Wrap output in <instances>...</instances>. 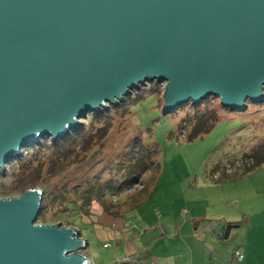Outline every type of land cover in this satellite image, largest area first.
I'll return each mask as SVG.
<instances>
[{
  "label": "water",
  "instance_id": "obj_1",
  "mask_svg": "<svg viewBox=\"0 0 264 264\" xmlns=\"http://www.w3.org/2000/svg\"><path fill=\"white\" fill-rule=\"evenodd\" d=\"M152 80L165 113L263 102L264 0H0V170ZM43 198H0V264H94L76 228L35 224Z\"/></svg>",
  "mask_w": 264,
  "mask_h": 264
},
{
  "label": "rangeland",
  "instance_id": "obj_2",
  "mask_svg": "<svg viewBox=\"0 0 264 264\" xmlns=\"http://www.w3.org/2000/svg\"><path fill=\"white\" fill-rule=\"evenodd\" d=\"M165 90V81H147L119 105L89 111L65 136L45 134L26 145L0 170V198L42 188L35 224H45L43 214L49 224L76 228L88 240L83 253L97 264H115L126 246L136 250L131 261L153 264L155 252L168 245L191 247L195 257L194 250L207 247L202 256L221 258L235 248L246 255L250 247L249 264H264V212L249 206V178L219 180L225 167L236 168L245 153L264 148V101L249 100L239 111L209 95L165 113ZM64 201L73 202L72 211L58 215ZM246 211L262 229L256 244L253 230L247 243L248 221L225 237L214 234L223 218L245 220ZM104 212L115 220L110 229L97 221Z\"/></svg>",
  "mask_w": 264,
  "mask_h": 264
},
{
  "label": "crops",
  "instance_id": "obj_3",
  "mask_svg": "<svg viewBox=\"0 0 264 264\" xmlns=\"http://www.w3.org/2000/svg\"><path fill=\"white\" fill-rule=\"evenodd\" d=\"M245 177L249 178L248 179L249 183H246V184H247V188H248V193L252 195V196H250L251 197L250 198V202L251 203L249 204V206H253V204H257L258 206H260V208L264 212V164L261 165L256 170L252 171L251 173L247 174L246 176L242 177V178H245ZM253 215L254 214H252L251 212H249V211L247 212L246 211L244 213L245 217L242 218V219H245V220H238L239 218H235V217H232V216H230V217L226 216L225 218H223V219H225L224 222L222 221L223 224L225 223V226H223V228H222L220 226V222H219V225H218L219 228H217L218 231L215 232L214 234L216 236L225 237V235L227 233H229L233 228L240 227V226L244 225V223L246 221H248V222H250V224H248L249 228H248V235H247L248 236L247 243L250 242L249 238L251 237V234L249 236V232H251L253 230V234H254V237H255L254 241H255V244H256V240L255 239L258 236L263 235V233H262L261 227L258 228V227H255V226H253L251 224ZM98 219L99 220H97V221H101V223L103 225H105L104 226L105 228H107V227L109 228L111 225L115 224V220L113 219V217H111V215L107 214L106 212H104L103 215H100L98 217ZM98 224H99V222H98ZM232 225H238V226L237 227H232L230 231L227 230V227L228 226H232ZM107 231L109 232L110 230L107 229ZM220 232H222V233H220ZM113 237H116L115 233H113ZM117 238H118V240L121 239L120 235ZM107 244H109V243L105 242L104 243V247H106ZM183 247H181L179 249L180 250L181 249L184 250ZM206 248L207 247H205L204 249H206ZM179 249H178V246L168 245V246H164V248H162V249L157 250L155 252L156 256H155L153 264H227L228 262H230L231 264H249L250 251H251V248L248 247V249L246 250L247 253H246L245 257H244V260L235 261L233 259V252H232V255L229 258L228 257L221 258L219 256H216L215 254H212V252H210V254L208 256H205V255L202 256L201 254H203L204 249H201V250L197 249V251L194 250V252H197L196 253L197 257H195V254L193 256V252L191 253V250H192L191 247H189L188 250L186 248V250L181 251L180 254L177 255L176 253L178 252ZM237 249H240L241 251H243V249H241V248H235V250H237ZM126 250L128 252L126 251V254H121L119 258H128L129 260L126 262V264H141L140 262H133V261L130 260V256L136 254V250L134 249L133 246H131V248L126 246ZM122 252L124 253V251H122ZM243 253H244V251H243ZM88 256L92 259L94 264H97L96 261L93 260V257L91 255H88ZM194 259H197V262H195ZM100 264H106V263H100Z\"/></svg>",
  "mask_w": 264,
  "mask_h": 264
},
{
  "label": "trees",
  "instance_id": "obj_4",
  "mask_svg": "<svg viewBox=\"0 0 264 264\" xmlns=\"http://www.w3.org/2000/svg\"><path fill=\"white\" fill-rule=\"evenodd\" d=\"M104 111H106V109H104ZM238 161L239 162L236 161L237 162L236 168L232 167V169H229L231 172H228L229 171L228 170L229 167L228 168L227 167L224 168L225 171H223L221 173V176L219 177L220 181L224 182L225 180H230V179L236 180V179H239L241 177L246 176L247 174H249L252 171H254L257 168H259L261 165L264 164V148H255L251 152L245 153L244 156L242 158H240ZM231 166L232 165H230V167ZM217 169H220V168H217ZM35 185H37V184H35ZM26 190L27 189H24L23 193ZM45 194L46 195L53 194L52 189H50V190H46L45 189ZM71 204H73V202H70L68 204L67 201L66 202L64 201V203L62 204L64 206V208L59 211L58 215L62 214V213H69L70 211H72L71 208H70ZM74 204L76 206L79 205L77 203H74ZM104 207H105L106 211H110L111 210L110 206H104ZM39 218L44 223H47V221H48V219L43 214L40 215Z\"/></svg>",
  "mask_w": 264,
  "mask_h": 264
},
{
  "label": "built area",
  "instance_id": "obj_5",
  "mask_svg": "<svg viewBox=\"0 0 264 264\" xmlns=\"http://www.w3.org/2000/svg\"><path fill=\"white\" fill-rule=\"evenodd\" d=\"M244 253L243 251H241L240 249L235 250V252L233 253V259L235 261H242L244 260ZM128 260V258H119L115 261V264H122L124 261ZM227 264H231L230 262H228Z\"/></svg>",
  "mask_w": 264,
  "mask_h": 264
}]
</instances>
